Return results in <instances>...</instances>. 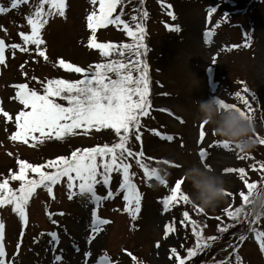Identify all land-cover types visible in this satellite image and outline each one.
I'll list each match as a JSON object with an SVG mask.
<instances>
[{"label": "rangeland", "instance_id": "1", "mask_svg": "<svg viewBox=\"0 0 264 264\" xmlns=\"http://www.w3.org/2000/svg\"><path fill=\"white\" fill-rule=\"evenodd\" d=\"M36 3L38 0H28V3L12 9L8 0H0L1 5L9 8L6 13H0V39H4L6 45L19 43L29 48L28 52H22L6 47L5 63L0 64V107L11 117L8 119L0 112V180L19 171L15 162L18 158L43 164L76 148L105 143L111 145L116 140L112 129H92L85 133L83 128L77 130V135H69L63 140L52 138L38 143L29 137V142L25 144L21 140L10 139L17 131L15 116L23 108L15 99V83L25 82L41 89L40 81L82 78L80 73L72 75L59 67L57 61L60 58L84 68L107 59L89 46L93 32L87 27V16L93 10L98 11L99 7L92 0H66L64 17H47L49 22L41 34L48 60L35 52L34 45H24L19 33H30L26 17L34 11ZM45 8L47 10V6ZM121 8L123 19L133 29L137 22L144 27L146 53L141 48V57H129V52L134 50H125V58L141 59L148 65L151 107L147 115L140 117V133L146 155L155 161H148L147 165L151 168L166 159L179 167L163 165L170 172L166 185L159 184L154 178L145 181L140 166L135 161L130 163L136 173L133 181L142 194L141 210L135 220L124 211L126 202L119 193L113 199L101 200L98 205L85 196L77 195L69 199L67 178L64 177L53 186L55 199L44 188L30 197L26 209L29 218L26 239L19 244L17 231L21 225L20 217L12 210V205L0 206V219L5 223V260L10 264H58L55 257L61 255L63 259L59 264H178V254L185 264H201L211 261L212 255L217 253L218 257L227 259L225 264H237L234 261L237 255L244 264H264V254L250 227L247 229L249 235L238 246L236 256H227V248L220 247L224 242L209 241L210 247L189 257L187 250L195 248L197 237L190 222L183 224L186 229L182 228L183 212L189 211L187 205L177 204L174 213V204L167 212L162 204L163 197L170 193L175 180L183 176L184 169L192 163L201 162L198 133L203 121L199 118L196 101L222 99L243 108L242 101L235 95L240 92L249 98L252 105L255 138L258 141V137H264V0H125L123 5L117 6L113 15L120 14ZM210 9H214L211 14ZM144 11L148 13L146 17L143 16ZM170 12L175 19L169 15ZM134 15L137 21L132 20ZM169 24L178 25L179 30L169 29ZM124 32L122 25L102 26L95 31L96 42L135 44L133 38ZM111 58L119 57L114 54ZM22 64L23 69L20 67ZM133 74L136 75L135 72ZM208 86L214 91L209 93ZM57 100L66 104V101ZM142 127H148V130L143 131L145 128ZM205 127L204 147L221 141L210 125ZM158 133L171 135L173 140L162 139ZM128 146L134 152L140 151L141 142L135 141L133 135ZM221 149L222 145L213 147L203 162L223 176L228 192L233 195L225 196L216 207L203 213L189 211L191 218L201 226V235L205 238L221 232L218 226L233 224L224 209L237 207L239 192L247 191L245 185L243 187L244 180L239 178L241 174L225 173V168L244 167L246 175L249 174L244 179L249 182L264 180V173H250L264 162V145L258 142L246 154L231 144L228 149ZM111 177L115 186L122 174L113 172ZM73 183L75 185V181ZM17 185V181H9L10 187L16 189ZM182 187L188 194L190 185L187 181L184 180ZM73 190L78 191V188ZM96 190L102 195L104 187L98 185ZM94 209L102 219L109 221L100 226L98 233L91 231ZM209 215L219 216L220 224L211 220ZM167 224H172L175 230L165 238ZM50 233H57L58 240L51 238ZM90 237H94L91 242ZM233 242L231 240L229 244ZM173 248L176 253H172ZM85 253H91V256Z\"/></svg>", "mask_w": 264, "mask_h": 264}, {"label": "snow or ice", "instance_id": "2", "mask_svg": "<svg viewBox=\"0 0 264 264\" xmlns=\"http://www.w3.org/2000/svg\"><path fill=\"white\" fill-rule=\"evenodd\" d=\"M28 3V0H10V7L12 9L18 8L21 4ZM93 4L99 5L98 11L93 10L87 16V27L92 30L93 36L89 39V46L100 50L103 57L107 58L101 63L89 65L87 68L80 67L76 64L67 62L60 58L57 63L59 67L74 71L75 73L83 74L81 79L68 80L63 78L48 79L40 81L43 91H38L36 88H30L27 83H19L15 85L17 91L15 99L23 105V108L16 114L15 122L17 131L12 133L10 139L13 141L21 140L25 144L29 142V137L33 142L43 143L47 139L56 138L59 140L65 139L69 135H77V130L83 128L85 133L89 130L96 129H112L115 132L118 142L111 145L105 143L103 145H96L94 147L76 148L70 156L60 155L54 159L45 161L43 164L29 163L24 159H18L19 171L13 172L10 176L0 180V206L12 205L13 211L18 214L24 226L28 224L27 206L29 199L36 192L37 188L43 187L48 194L55 199L53 195V186L61 181L62 178H67V188L69 189L68 197L72 199L74 196H85L90 202H95L97 205L101 200L114 198L117 193H114L111 188L107 191L106 196L97 194L96 185L109 186L112 179L111 173L120 172L122 174V181L119 183V189L123 191L124 211L127 212L133 220L137 218L141 210L142 194L138 190L137 184L134 183L133 177L135 172H130L132 165L128 163L129 157H137L136 163L143 169L146 178H154L156 169L149 167L142 159L145 153L142 148V140L140 133V117L148 114L151 107L149 100V77L148 65L141 59L125 58V50H134L129 52V57H141L147 51V46L144 41V27L137 22L135 29L129 25L126 20H122L120 14L113 15L117 12V6L123 5L125 0H92ZM47 6V10L45 8ZM171 7V5H169ZM32 11L27 17V24L30 26V33L20 32L24 45H34L35 52L48 60V56L44 49L45 40L42 38L41 30L49 22L47 17L58 15L65 16V9L67 8L66 0H38V3L33 5ZM9 11L8 7L0 5V13ZM214 9H210L211 12ZM146 11L143 16H147ZM169 15H173L171 12ZM173 19H175L173 15ZM133 21H137V17L132 16ZM115 24L122 25L129 37H132L135 44H113V43H96L95 31L102 26ZM169 29L179 30L178 25L169 24ZM5 31H7L5 29ZM209 33H205L208 35ZM11 47L13 50L20 49L22 52H28L29 48L22 47L19 43L6 45L4 39H0V64L5 63V49ZM238 47V45H233ZM13 56L15 52L13 51ZM118 56V59H113V55ZM21 69L24 68L22 64ZM136 73L134 75L133 73ZM27 75V73H25ZM36 80V77H32ZM243 83V82H241ZM248 91L247 88L244 89ZM235 95L240 98L243 103V108L238 107L235 103H226L224 100H218V103L224 108H235L240 111L242 115H247L253 119L252 105L249 98L236 92ZM57 98L65 103L58 102ZM0 112L8 119H11L9 113L0 107ZM203 122L200 125L198 133V143L201 144L199 149V157L201 161L209 155L213 147L222 145V149H228L230 143L227 140L219 142H212L209 147H204L203 143L206 139L207 129ZM155 131V130H153ZM38 134V135H37ZM159 134V133H158ZM135 137L136 141L141 142L140 151L134 152L129 145L131 136ZM161 135V138H166L168 141L173 140L171 135ZM258 142L264 145V137H258ZM35 146V144H33ZM165 164L170 162L163 161ZM207 164V163H206ZM209 165V164H208ZM210 166V165H209ZM179 167V165H176ZM211 167V166H210ZM255 167V165H254ZM260 168L264 169V162L260 164ZM47 169V170H46ZM225 173L234 174L239 173L244 177L245 168L227 167L223 170ZM29 172L35 173V177H30ZM99 177V179H98ZM159 179V177H156ZM20 181L19 188H12L9 186V181ZM78 180L79 184L74 185V181ZM159 182L167 185V180L159 179ZM247 191H240L239 196L242 200L240 206L226 207L224 212L228 217L240 222L241 219L251 222L260 220L259 217L251 216L246 210L245 205L248 201L247 193L251 189L264 183V180L249 182L244 179ZM184 184L183 176L177 178L174 186L170 187V194L163 197L164 211L167 212L171 204H191L188 194L183 190ZM74 187L78 191H74ZM233 195L227 192L226 196ZM193 209L199 213L205 210L199 206H194ZM63 214V213H61ZM92 215V233L101 231L100 226L109 223L108 220L102 219L97 211L94 209ZM184 220L181 224L190 222L192 225V232L197 237L195 248H189L188 256L193 257L197 251L210 247L209 241L217 239V237H203L201 235V226L195 219L189 215V211L183 212ZM220 219V217H216ZM54 224L55 220L52 221ZM231 225L223 227L218 226L221 232L227 231ZM172 224L165 225L164 236L167 238L168 234L174 231ZM50 235L58 240L57 233H50ZM245 237L240 236V240ZM94 237H90V241ZM256 239L260 244V248L264 251V231L256 232ZM5 223L0 219V264H6L5 261ZM159 243L157 242V247ZM19 247V245H18ZM172 253H176V249H171ZM86 256H91V253H85ZM63 257L57 255L55 261L62 262ZM135 259V257H133ZM178 264H185L184 259L176 255ZM237 264L240 262V257L236 256ZM218 264H225L224 261H219Z\"/></svg>", "mask_w": 264, "mask_h": 264}, {"label": "clouds", "instance_id": "3", "mask_svg": "<svg viewBox=\"0 0 264 264\" xmlns=\"http://www.w3.org/2000/svg\"><path fill=\"white\" fill-rule=\"evenodd\" d=\"M196 104L200 120L211 126L217 138L227 140L239 152L246 154L258 143L254 122L249 116L242 115L235 108L222 107L215 98L199 100ZM163 165L166 164L162 161L160 165L154 166L157 182L159 179L167 180L170 176ZM183 178L190 185V203L204 210L216 207L229 191L223 176L202 161L187 166ZM247 195L245 210L253 217L264 218V183L254 186Z\"/></svg>", "mask_w": 264, "mask_h": 264}, {"label": "trees", "instance_id": "4", "mask_svg": "<svg viewBox=\"0 0 264 264\" xmlns=\"http://www.w3.org/2000/svg\"><path fill=\"white\" fill-rule=\"evenodd\" d=\"M115 142H118V138L116 137V140ZM65 156H69L70 153L68 154H64ZM56 157H53L51 159H54ZM24 159V158H22ZM133 159L136 161V158L133 157ZM26 160V159H24ZM47 160V159H46ZM50 160V159H48ZM27 161V160H26ZM14 166V165H13ZM13 166H11V170L13 169ZM257 167V166H256ZM11 170H8V171H11ZM47 170V169H46ZM29 176L30 177H35L36 174L35 173H31L29 172ZM262 180V179H261ZM18 183L20 184V181H18ZM242 203V200L241 198L239 197V202L236 204L237 206H240V204ZM188 208L189 210H193L189 205H188ZM211 217V220H215V222H219L220 224V219H216V217H219V216H216V215H209ZM233 220V219H232ZM251 218H249L248 220H244V219H241L240 222H237L235 220H233V224L231 225V227H229L227 229V231H224V232H219L218 234H214L213 237H217V239L213 240V241H217L218 243H222L220 244V247L222 246V248H227L228 251H231L235 248V246L237 245L238 243V239L240 238V236H245L246 234L248 235V232H247V229L249 228V225L251 224ZM255 223V222H254ZM253 223V224H254ZM254 230L257 232V231H264V218H261L260 220H258V222L254 225ZM256 232H255V235H256ZM233 233V234H232ZM232 234V235H231ZM233 240V244H229L230 241ZM212 241V242H213ZM216 252V250H215ZM236 252H237V249H236ZM233 253L234 255L233 256H236L235 254V251L233 250ZM213 256V255H212ZM215 256H217V253L215 254ZM215 259V258H214ZM236 260V258L234 259V261ZM245 264H248V263H245Z\"/></svg>", "mask_w": 264, "mask_h": 264}, {"label": "bare ground", "instance_id": "5", "mask_svg": "<svg viewBox=\"0 0 264 264\" xmlns=\"http://www.w3.org/2000/svg\"><path fill=\"white\" fill-rule=\"evenodd\" d=\"M157 219V221H159V219L158 218H156Z\"/></svg>", "mask_w": 264, "mask_h": 264}]
</instances>
